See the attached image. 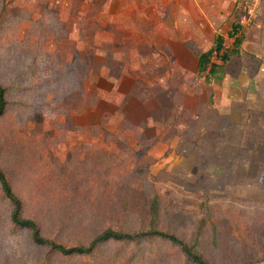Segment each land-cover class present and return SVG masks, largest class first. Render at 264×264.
I'll list each match as a JSON object with an SVG mask.
<instances>
[{"label": "rangeland", "instance_id": "374dc122", "mask_svg": "<svg viewBox=\"0 0 264 264\" xmlns=\"http://www.w3.org/2000/svg\"><path fill=\"white\" fill-rule=\"evenodd\" d=\"M107 1L0 0V81L9 100L0 166L27 215L68 245H87L108 227L153 224L196 245L210 264H264V101L248 118L204 119L197 113L208 92L191 93L210 84L194 71L195 52L212 45L213 33L226 36L235 12L172 13L178 37L197 35L185 44L194 57L180 54L179 43L167 52L162 43L141 45L136 57L135 45L110 42L120 13L101 14ZM131 9L127 21L139 17ZM141 15L153 23L161 16ZM256 15L246 38L264 35V0ZM144 29L156 31L133 28ZM9 212L0 197V264H194L159 238L111 241L91 256L50 254L29 231L13 229Z\"/></svg>", "mask_w": 264, "mask_h": 264}, {"label": "crops", "instance_id": "0c3cea01", "mask_svg": "<svg viewBox=\"0 0 264 264\" xmlns=\"http://www.w3.org/2000/svg\"><path fill=\"white\" fill-rule=\"evenodd\" d=\"M238 1L239 0H108L105 5L102 6L101 14L107 13V16L113 19L115 13L114 10H117V12L120 13V17L118 15V19L114 21L116 23V26H114L118 28V34L115 35L108 32L109 36L111 35L110 37L112 38L110 42L135 45L132 50L136 57L142 53L141 45H149L153 49V45L162 43L164 44L163 48L167 52L168 45L179 43L180 46L178 47V50L180 54L184 55V57L190 56L193 58V52L190 51L189 47L185 46V44L198 42L196 41L197 35H188L186 32L184 35L180 34L178 37L177 31H173V28L178 26L179 20L175 19L171 14L205 13L212 11L226 12L230 10L235 12ZM128 6H131L132 12L139 14V17L132 19L131 21L125 20L124 13ZM152 12L161 14V16L155 20V23H153V20L149 19L148 16H146L147 19H141V14ZM185 16L180 17L181 27L188 28L189 24L185 25L183 21ZM184 19L187 21L188 17H185ZM148 25L156 29V31L152 33L146 29H144L143 32L133 30V28H142ZM215 25L217 26V23H215ZM231 26L228 28L229 32ZM85 27L91 28L88 27L87 24ZM192 27L198 28L199 24L192 23ZM120 29H122L121 32H119ZM159 29H163V35L159 33ZM223 29L224 27L221 29H217L216 27L214 31L220 33ZM195 33H197V30ZM102 34L104 33L101 32V36ZM214 35L215 33H213V38ZM221 36L223 37V35ZM94 38V42L103 43L104 41V35L103 37H97L96 35ZM86 41L87 37H85L84 43H86ZM87 42L94 43L92 40H88ZM211 43H213L212 40L210 44ZM131 58H133V55H131ZM193 60L194 59H192V62H194ZM193 65L194 71L196 70L197 75L202 78L200 80H205L210 83L209 85H204L200 84V81L198 84L202 86L204 85V88L200 86L202 88L197 87L196 89L195 84L191 92L197 99L202 97L199 94H203L202 91L208 92L210 102L206 103V105L201 104V111L197 113L199 118L201 117L205 119L206 115L209 116V114L215 112L216 114L218 113V115L220 114L219 119L233 116L236 118L235 121H237V119L241 117L248 118L250 113L253 114L256 108L261 107L260 103L264 101V35L262 36L259 32H253L247 38L245 37L240 46L239 52L234 54L229 62L221 67L218 76L212 81H209L200 75L197 56L196 62L193 63ZM126 67L127 66L124 65V68ZM121 68L123 69V64ZM208 97L206 98L208 99ZM189 108L190 107H188V109Z\"/></svg>", "mask_w": 264, "mask_h": 264}, {"label": "trees", "instance_id": "16d2710c", "mask_svg": "<svg viewBox=\"0 0 264 264\" xmlns=\"http://www.w3.org/2000/svg\"><path fill=\"white\" fill-rule=\"evenodd\" d=\"M223 37L219 34L214 35L213 43L210 48L203 52H195L198 58V69L201 76L212 81L218 76L222 66L226 65L231 57L238 53L244 39L239 40L231 51L222 56L223 64H214L207 75H204L206 65L209 62L214 51L221 50ZM8 100V88L0 81V119L6 114ZM0 197L10 206V222L13 229L27 230L31 234L32 242L39 247H46L50 254L58 253L63 256L73 257L78 255L91 256L96 253L98 248L108 242L114 241L121 244L133 245L144 240L163 239L177 245L188 260L194 264H210V262L197 251L196 245H191L176 234L156 228L153 224L149 228L136 232H126L108 227L96 235L89 244L68 245L54 238H50L43 233L40 222L34 217L28 216L26 212V203L15 190L8 174L0 166ZM158 210L157 202H153L151 212L156 217ZM245 264H257L247 262Z\"/></svg>", "mask_w": 264, "mask_h": 264}, {"label": "built area", "instance_id": "2783aa9c", "mask_svg": "<svg viewBox=\"0 0 264 264\" xmlns=\"http://www.w3.org/2000/svg\"><path fill=\"white\" fill-rule=\"evenodd\" d=\"M258 0H239L235 9V22L232 25L230 32L223 36L221 50L214 51L209 62L206 65L204 75L210 71L214 64L222 65L225 53L235 48L236 43L246 37V34L253 27L257 18Z\"/></svg>", "mask_w": 264, "mask_h": 264}]
</instances>
